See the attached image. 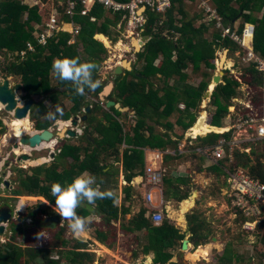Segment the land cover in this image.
I'll use <instances>...</instances> for the list:
<instances>
[{
	"label": "trees",
	"instance_id": "16d2710c",
	"mask_svg": "<svg viewBox=\"0 0 264 264\" xmlns=\"http://www.w3.org/2000/svg\"><path fill=\"white\" fill-rule=\"evenodd\" d=\"M44 1L47 5L40 8L24 0H0V52L4 54L3 60L0 61V72L5 78L13 76L19 79L20 83L15 88L23 92L24 100L34 97L49 100L50 106L46 105L45 101H36L30 112V118L36 121V128L39 130L48 129L57 120L68 121L73 116L86 114L85 109L92 106L87 113L85 129V135H89L90 139L84 136L86 141L82 148L70 144L64 148L62 156L51 165L50 170L46 171L47 185L44 179H42V185L40 179L36 178L31 190H24L29 194L32 192L35 195H43L53 202L55 197L50 192L52 183L66 184L75 176L87 172L99 179L96 187L101 190L108 189L114 193V197L97 199L92 205L107 219V222L103 220L106 224H109L113 218L118 219L116 201L119 195L115 192L118 177L105 172V169L121 161L125 179L131 182L134 177H146L145 148L177 152L180 139L196 121L197 115L194 111L200 106L214 76L217 52L223 50L225 45L229 50V57L237 52L240 54L239 58L234 57L236 61L230 63L225 70L226 75L222 77V82L217 85L215 82L211 83L212 89L216 86L209 102L216 109L208 114L207 123L205 122L206 113L203 116L201 129L204 134L211 133L200 138L201 146L216 145L223 138L232 139V134L225 133V129L222 128L228 109L232 106L233 99L238 96L242 85L249 86L255 93V106H259L262 102L263 95L260 88L263 84L264 72L258 68L255 60H246L247 53L234 36L242 39L246 25L253 24L254 52L259 58L264 59V0H172L171 7L164 12L148 9L144 34L151 39L136 54L137 64L140 63L141 66L137 70L127 71L125 75L118 76L110 96V99L114 101L120 100L123 107L129 106L135 110L137 120L135 125L132 123L131 130L127 128V124L120 121L122 113L119 110L111 108L109 111H104L99 101L95 102L91 99L99 100V93L104 90V85L100 83L102 77L100 67L106 60L108 51L99 40L106 38L102 36L105 35L113 42L118 41L125 28L124 22L121 30H117L121 21L119 14H110L98 6L86 13L84 6L78 5L74 21L81 26V30L74 43H69L72 39L69 33L58 32L50 39L47 46L37 45L36 51L30 53L25 59H21L18 55L14 56L16 60L10 59L9 54L25 48L28 41L36 44L34 33L37 25L49 20L52 8H55L59 2V0ZM201 1L212 3L221 18L222 25H218L217 18L207 17L208 14L201 6ZM191 3H194L192 7ZM59 10L63 12L62 8ZM257 11L263 12L262 18L254 16ZM91 17H95L96 21H91ZM61 18L65 22L72 21L68 15ZM232 25L234 26L232 33L225 34ZM114 31L117 35H114ZM97 34H102L97 36L99 40L95 38ZM246 36L245 43H248L251 33ZM61 57H78L81 61L95 63L97 67L93 77L97 81V87L86 89L81 95L75 91L72 82L59 80L52 72L51 66L54 59ZM157 60H159L158 64H156ZM237 65L242 70L240 77L229 74V71ZM192 77H203V80L200 84H195L190 81ZM66 101H70L72 105L67 107ZM181 103L186 105V109H179ZM55 105H59L62 112L56 119H49L46 112ZM100 112H103L106 123L98 118ZM172 116L176 118L174 123L170 121ZM151 121L167 131H174L175 127H179V132L175 133L178 141H173L167 133H157L156 129L148 123ZM3 133H5V126L0 121V134ZM124 142L127 144L125 149H123ZM176 152L167 154L165 163L184 157L183 154ZM82 154L84 159H81ZM233 156V169L248 167L256 177L264 181V153H258L255 149L252 154L236 150ZM253 156L256 157L257 164L251 166L254 161ZM69 158L74 163L68 162L69 165L62 166V160ZM229 162L228 157L211 170L219 176L223 175L224 168ZM176 179L166 175L163 193L167 199L174 198L181 201L189 197L190 190L183 192L185 189L181 188V184L177 183ZM179 180L181 181V178ZM187 180L188 177H185L181 182L186 183ZM125 189L130 195L131 187L127 186ZM22 193L23 191L19 195ZM25 201L23 200L21 206L24 207ZM85 203L87 202L80 204L76 209L82 217H88L91 213L85 207ZM183 206H193L192 200L186 199ZM26 207L29 216L32 217L52 212L44 204L36 201L28 200ZM147 211L146 207L141 208L131 223H135L137 229L142 231L143 237L139 240V243L143 244L142 251L155 252L154 264H167L175 257V251L183 247L187 231H183L167 217L160 225H155L147 215ZM189 222L194 233L191 241L195 243V247L198 248L201 244L209 242L212 230L205 231L206 221L200 213L189 214ZM92 226L96 227V238L101 242H107L110 237L112 238L111 231L97 228L98 222L91 220L86 228H92ZM22 233L21 226H11L5 233L9 241L0 244V264H35L37 259L40 260L39 264H64L61 251H59L61 257L57 252L59 258H54L53 251L38 246L36 241L35 245H29L30 237H26L24 241L30 247L23 248L16 244L22 243ZM56 238L57 241L53 246L61 243V236ZM86 248V244L77 241L68 256L70 264H85L83 259H93L92 254L83 251ZM243 258L244 256L237 253L231 245L219 257L221 264H235L236 259ZM262 258L258 264H264Z\"/></svg>",
	"mask_w": 264,
	"mask_h": 264
},
{
	"label": "rangeland",
	"instance_id": "374dc122",
	"mask_svg": "<svg viewBox=\"0 0 264 264\" xmlns=\"http://www.w3.org/2000/svg\"><path fill=\"white\" fill-rule=\"evenodd\" d=\"M24 2H32L33 4L38 5L40 8H44L47 5V3L44 0H24ZM193 4L191 3V7L193 6ZM42 5H44V6H42ZM209 5L213 8H215L212 5V3H210V2H209ZM215 10H216V8H215ZM191 12H192V9H191ZM262 15H263L262 11L261 12L257 11V13H255L254 16L258 17V18L259 17L262 18L263 17ZM114 35H117L116 31H114ZM128 35L129 34L126 31V26H125L124 31L120 34L119 38H121V41H119V42H121L122 44H126V45H132V39H129ZM96 39H98V38L96 37ZM250 39H251V37H250ZM101 41L107 45V51H108L107 52L108 55H107V58L105 60L106 62L104 61L100 67V74L102 75L101 82L104 84V87H106L108 84L113 83V59H115L114 54H120L122 52L121 49H124V47H122V46L119 47V45H117V44L116 45L111 44V46L109 47V42L106 38H102ZM249 43H250V41H248V43H246V44L244 43V44L248 45ZM218 52H221V53H218L216 56V70L214 71V74L215 73H217V74H215V75L221 74L220 73L221 68H219V66H220V60H221L222 55H223V50L218 51ZM3 58H4V54L0 52V61L3 60ZM124 58L127 60H133V59L135 60V56H134L133 52L125 54ZM12 60H16V58L15 59L12 58ZM231 62L233 63V61H231ZM158 63H159V60H157L156 64H158ZM232 66H233V64H232ZM134 67L137 68V65L135 64ZM226 68H227V66L224 65L222 70H224ZM240 68L241 67L237 65L236 68H232L231 71H229V74L233 75V76L235 75V76L240 77V75L242 73V70ZM3 75L4 74H1V72H0L1 78H4ZM137 75H139V74H137ZM224 75H226V73ZM10 78L12 80V83L15 84V86H14V88H15L20 83L19 79H16L13 76H10ZM197 80H198V83H197ZM202 80H203V77H192L190 81L192 83H195V84L196 83L200 84V82ZM211 82H213V78L210 81V83ZM221 82H222V78H221ZM210 87L211 86H209V88H208L209 90L211 89ZM240 89L241 88H239V90ZM248 89H250V88H248ZM15 90H16L15 93H16L17 99L19 100V103L22 104L23 92L19 89L17 90L16 88H15ZM249 92H250V95H249ZM240 95L243 96L244 98L240 97L239 99L243 100V101H247V103H249V104L251 101L254 102V100H255V93L251 89L249 91H246V92L240 91ZM110 96L105 98L106 101H108V100L113 101V99H110ZM246 98H247V100H246ZM34 99H35V101H38V102L39 101H45L46 105L50 106L49 100H47L43 97H34ZM91 99L95 102L99 101L100 105L103 107L104 111H109L111 108H114V107H111L110 109H107L106 108V101H101L100 98H99V100H97L96 98H91ZM238 103H241V102H238ZM203 104H205L207 109L209 110L208 114H210L211 112H213L216 109L215 107H213L210 104L208 98H206L205 100L203 98L200 106L196 109V111H194V113H196L197 116L202 114L201 113L202 111H206V110H203V108H202ZM65 105L67 107H70L72 104L70 101H66ZM0 106L2 108H4V106L1 104V102H0ZM239 106L240 105H238V109H239ZM232 110H233V107L230 109V111H232ZM132 111H129V113L132 114L133 113ZM126 112H127V109L124 108V111H122V114H125ZM100 113L98 114V118L101 119L104 123H106V120L103 118V112L101 114ZM2 114L4 115V120H3L4 124L7 126H6L5 134L0 135V167L4 163L3 159L1 160V158L4 156V153L6 151H7V153H9L10 149H12V147L15 143L14 138H12V136L14 137V134L12 131L13 127L16 126V131L18 129V132L20 131V133H23L24 128L20 126L22 123L30 124V122H31L32 127L35 123V121L31 120L29 117V118H25L22 120L16 119L13 123V126H12V123H10V122H11V120H14V118L13 119L10 118L8 116L9 114L6 115V113L4 111ZM229 114H231V113H229ZM3 115H2V117H3ZM129 116L130 115H128V118H129ZM234 116L235 115L229 116V117L232 118ZM133 117L135 118L134 121H136L137 120L136 113L133 115ZM177 117H178V114H177ZM128 118L126 119L125 117H123V119H122V117H121L120 120L123 124H127ZM175 119L176 118L172 116L170 118V121L174 123ZM29 120H30V122H29ZM59 123H61L59 125H64L65 122L59 120ZM148 123L150 124V126H153L156 129L157 133H167V134H169V136L172 133L171 131H167L164 127H163L164 129H162V130L159 129L157 124H155L152 121L148 122ZM9 124H11V125H9ZM80 124H82L81 120H79V125ZM128 127H129V123L127 124V128ZM28 132L32 134V133H35L36 131H34V132L28 131ZM173 134L176 135L175 133H173ZM92 135H94V134H92ZM247 136H250V134L247 131L243 130V131L237 133V136L235 137V139L238 141H242V140L245 141ZM176 137H177V135H176ZM189 138H190V136H189ZM190 139H192V138H190ZM173 141H175V139H173ZM200 141H201V139L196 140V141L192 140L191 144L188 143L186 147L189 148L190 145L200 146L202 144V141L201 142ZM194 146H192V147L194 148ZM245 146H246V142H243V147H245ZM252 147H253V149H255V151L257 150L258 153L264 152V144H262L260 142L253 144ZM25 151L29 152V149L25 148ZM167 151H170V150H167ZM199 154L202 155V153H200V152H199ZM38 156H40V153L38 154ZM6 157L8 158V154ZM11 162H14V160L12 159ZM164 162H165V159H164ZM39 163H41V161ZM174 163H175V161L171 160L169 163H163V166L161 165L162 167H164L167 170L166 175L168 177L173 176V178H174V172H176L177 174L180 172V173H183L182 174L183 177L184 176H190V177L192 176V179H193L195 176L193 174V171L198 172L199 171L198 168L201 167V166L199 167V165L195 163L194 166L192 165L189 169H187L186 167H183L178 171L174 167ZM233 164H234V161H230L229 163H227V166L224 168L225 172H226V170H227V173H228V171L233 170ZM256 164H257L256 163V157L254 156V161L251 163V166L256 165ZM157 166L160 167V163H157ZM14 168H16L15 165H14ZM185 168H186V172H185ZM188 170H189V172H188ZM198 173H200L201 175H198V181H195L194 185H189V184L182 185L181 184V186H182L181 188H183V189L187 188L188 190H190V193L192 194L190 196V199H192V196L194 195L195 191H197L198 195L196 196V200H195L196 205L194 204L193 208H191L189 206V207L183 209V207H184L183 204L185 203V201L180 202L174 198H171L170 202H165V206L163 209L165 217L173 220L178 226L182 227V229L184 231H187V237H189L190 239L194 235V233H193V230L191 229V225L189 222L188 215L190 213H192L193 211L200 212L201 217L206 221L205 231L210 230V229L212 230V236L210 237L209 242L201 244L198 248L195 247V243L193 241L190 242V248L188 250H186V259L183 262L185 264H221L219 257L226 251L227 247L230 245L233 248H235L237 253H240L242 256H244V258L242 260L236 259L235 264H258L261 257H263L262 259L264 261V255H263L264 254V241H263V239H264V209H263L262 214L259 213V211H256V213H254L253 209L252 210L251 209H243L241 206L237 205L238 201L236 200V197L234 196V194H235L234 186H233L234 182L231 180L232 177L227 176L228 174H226L225 177H223V175L219 176L218 173L211 172V171H208V172L204 171V172H198ZM178 175H180V174H178ZM1 182L2 181L0 179V195L2 193L5 194L8 192L6 189L3 190V192L1 191V189H2L1 188ZM119 185H120V183H119ZM163 186H164V184H163ZM187 189L183 190V192L186 191ZM116 191L117 190L115 189V192ZM164 199H161L159 194H157L155 201L156 202L157 201L162 202L163 200L164 201L167 200V198L165 196H164ZM27 200H31V199H27ZM81 204H83V202H81ZM44 205H46V203ZM182 209L184 211H182ZM254 215H258V217L254 216ZM88 217H91V220L94 219L92 214L89 215ZM181 217L185 221L182 220L183 221L182 222L180 220ZM99 218L100 219H97V220H99L97 228L101 227L102 230L111 231L112 236H113V223L112 224H105L104 221L102 220V219H104V217L102 216ZM250 220H253L252 226L248 225V222ZM17 224H18L17 222H14V224H11V225L17 226ZM68 224H69V222L65 223V225L61 228V231H62L61 238L62 239L60 241L61 243H59L58 246H53V244L57 241L56 240L57 235L54 234V232H51V234L49 236H47L43 239H40L39 242H36L38 244V246L41 245L40 247H43L45 249L53 251L54 252L53 253L54 258H59L56 253L58 252V254H59V251H61L63 253L62 254V260H63L64 264H70L68 256L70 255V252H71L70 250L72 249L73 244H75V242H77V241L85 240L87 237H85L84 234L86 231H88V229H85L83 234H81L80 236H76L72 233L71 229L68 227ZM94 230H95V227L92 230H89L88 232L93 236ZM24 241H25V238L23 239V241L21 243L22 245H23ZM62 242L67 243V244H63ZM90 243L91 244L88 245L86 250H83V251H85L89 254H92L93 259H90V258L83 259V262H85V264H146V262L148 260H150L149 264H152V261L155 259L153 257V255L150 256L151 258H149L148 256H142L143 255L142 253H140L141 256H139V258H138L140 260L138 263L136 262L137 260H132L130 258H127V256H129L130 254H129V251H127V249H126V247H127L126 242L125 243L123 242L122 246H120L121 244L113 245L110 248L107 246L109 249H107L105 247V245H103L102 247L95 245V244L93 245L92 240H90ZM28 244L29 245H35L34 241H32V240H30V242ZM26 247H30V246L27 245ZM181 252H182V247L181 248L179 247L175 251V257L173 259H171L167 264H178L179 262H182ZM60 257H61V255H60Z\"/></svg>",
	"mask_w": 264,
	"mask_h": 264
},
{
	"label": "built area",
	"instance_id": "2783aa9c",
	"mask_svg": "<svg viewBox=\"0 0 264 264\" xmlns=\"http://www.w3.org/2000/svg\"><path fill=\"white\" fill-rule=\"evenodd\" d=\"M78 5H83L86 13L92 11L95 6H98L110 14H119L121 16L119 28H121L122 24L125 22L126 31L129 34L128 38L131 39V37L136 36L141 39L145 25L147 24L146 13L148 9L157 12H164L167 8L171 7L172 0H59L58 5L52 9L49 20L46 21V23L43 22L37 25V30L34 33L36 44L33 43V41H28L25 48L16 51L14 54L10 53V58H14L15 55H18L21 59H25L30 53L36 51L37 45L47 46L50 39L55 37L58 32L69 33L72 36L69 43H74L81 30V26L77 25L74 21ZM201 6L205 9L210 18H217L220 25L221 18L218 16L217 11L211 7L207 1H202ZM59 8H62L63 12H61ZM65 15H68L72 21H63L61 16ZM91 21H96V18L91 17ZM68 26H71L72 28L69 30L67 29ZM248 31V29H245L244 35L247 34ZM228 32L229 30H226L225 34ZM234 39L240 42V39L237 36H234ZM246 60H256L258 68L264 72V60L255 57L252 51L248 52ZM247 108L249 110H244L241 114L237 115L230 121L231 126L228 130L235 131L233 139L228 140L227 138H223L217 145L212 146L201 148H197L196 146V148L194 147V151L196 153L200 152L211 158L217 165L221 160L228 157L230 161H234L233 153L236 150L251 153L252 148L243 147V142H246V144L264 142V102L259 104V106H255L253 101H251ZM243 130L247 131L250 136H247L245 141L236 140L235 137L237 136V133ZM190 138L196 139V137L192 135ZM189 140L188 143L191 144L192 139ZM192 146L194 145H190L189 148L191 149ZM177 152L178 154H185L186 147L179 146ZM162 155L163 153L161 152L153 153L152 160L154 163L160 160ZM154 163H150L146 166L145 170L147 182L152 188L160 186L167 171L164 167H157ZM227 174L228 177H232L231 180L234 182V196L238 201L237 205L241 206L243 209H253L254 213L259 211V213L262 214L264 209V181L260 177H256L251 170L244 168L233 169L228 171ZM146 199L147 201L152 202L153 194L151 191L148 192ZM151 206V219L154 223L160 224L164 219L163 209L158 208L159 206ZM254 216L258 217V215ZM252 222L253 220H250L248 225L252 226ZM8 241L9 239L5 235H0V244H5Z\"/></svg>",
	"mask_w": 264,
	"mask_h": 264
},
{
	"label": "crops",
	"instance_id": "0c3cea01",
	"mask_svg": "<svg viewBox=\"0 0 264 264\" xmlns=\"http://www.w3.org/2000/svg\"><path fill=\"white\" fill-rule=\"evenodd\" d=\"M208 19V18H207ZM121 22V21H120ZM76 23V22H75ZM78 25V24H77ZM119 25H120V23L118 24V26H117V29L118 30H121V28H122V26H123V24H122V26H121V28H119ZM72 27L71 26H68L67 27V29H71ZM123 31H124V29H123ZM122 33V32H121ZM98 35H102V34H97L96 36H95V38L98 36ZM102 36H104V37H106V39L108 40V42H109V47L111 46V44H113V45H119V47L120 46H122V47H124V49H121V53L120 54H114V57H115V59H113V85H114V87H115V82H116V80H117V78H118V76H120V75H125V72H127L128 70H123V73L122 74H120V75H116V73H115V71H116V69H117V67H119V66H122V62H123V60L125 59L124 58V56H125V54H128V53H130V52H133V54H134V56H135V60L133 59V60H131L132 61V65H131V67H132V70L131 71H128V72H132V71H134V70H137L140 66H141V64L139 63V64H137V57H136V54H135V51L132 49V45H126V44H122L121 42H119V41H121V38H119L118 39V41L117 42H113L112 41V39L111 38H109V37H107V36H105V35H102ZM144 36H147V35H144ZM142 39V38H141ZM97 40H99V39H97ZM100 42H102L101 40H99ZM150 41V40H149ZM148 42V41H147ZM146 42V43H147ZM103 43V42H102ZM145 43V44H146ZM104 44V46L107 48V45L105 44V43H103ZM144 44V45H145ZM144 45H143V47H144ZM142 47V48H143ZM142 48H141V50H142ZM140 50V51H141ZM225 51V48L223 49V52ZM227 51H228V54H227V60H226V66L227 67H229V64H230V62L231 61H233V63L236 61L235 59H234V57H236V58H239L238 57V52L234 55V56H232V57H229V50L227 49ZM218 53H221V52H217V54ZM223 56V55H222ZM230 60V61H229ZM106 62V61H105ZM232 63V62H231ZM137 65V68L135 69V67H134V65ZM215 74H217V73H215ZM214 74V75H215ZM102 76V75H101ZM101 80H102V77H101V79H100V83L101 84H103L102 82H101ZM214 82V81H213ZM197 83H198V80H197ZM212 83V82H211ZM210 83V85H211V89H212V85L213 84H211ZM104 85V84H103ZM209 85V86H210ZM216 86V85H215ZM215 86H214V88H215ZM114 87H113V91H114ZM105 88V87H104ZM209 88V87H208ZM214 88L212 89V91L210 90V92H211V95H210V97L212 96V93H213V91H214ZM241 89L239 90V93H238V96L235 98V99H233V102H232V106H230L229 107V112H228V115H227V118H226V120H225V122L226 123H229L232 119H234L235 118V116L234 117H229V116H233V115H235V113H238V112H240V111H243V110H245V108L249 105V103H247V101H243V100H240L239 98L240 97H243V96H241L240 95V91H243V92H246V91H249L250 89H248L249 87H247L246 85H242L241 87H240ZM263 86H261V91H262V95H263V99H264V90H263ZM207 90H209V89H207ZM113 91H112V93H113ZM207 92V91H206ZM111 93V94H112ZM110 94V95H111ZM109 95V96H110ZM249 95H250V92H249ZM210 97L208 98L209 100H210ZM203 98H204V96H203ZM244 98V97H243ZM203 100V99H202ZM204 100H205V98H204ZM246 100H247V98H246ZM114 101V100H113ZM118 101H120V100H118ZM118 101H115V102H118ZM251 101V100H250ZM264 101V100H263ZM238 102H241V103H238ZM207 104V103H206ZM237 104V105H236ZM121 105H122V102H121ZM238 105H240L239 106V109H238ZM233 107V110L232 111H230V109ZM124 108H126L127 109V112L125 113V114H122V119H123V117H125L126 119L128 118V115H130L129 116V118H128V120H127V122L129 123V127H128V129L129 130H131V128H132V126H133V124L135 125V123H136V121H134L135 120V118L133 117V115L135 114V111L131 108V107H129V106H126V107H124ZM202 108H203V110H206V111H202L201 113L202 114H200L199 116H197L196 117V121H195V123H194V125H193V127H191L186 133H185V135L180 139V141H179V143H178V147L179 146H184V147H186L187 146V144H188V142L190 141L189 139V136H194V137H196V139L195 138H192V140H194V141H196V140H200L199 138H204L207 134H208V132L207 133H205L204 134V131H203V129H201L202 127H203V125H202V122H203V116L205 115V113H206V119H205V122L207 123V116H208V109H207V107H206V105L205 104H203L202 105ZM130 109V110H129ZM133 111H132V110ZM180 109V108H179ZM129 111H132L133 113L131 114V113H129ZM121 113H122V111H120ZM229 113H231V114H229ZM197 115V114H196ZM120 117V118H121ZM71 119H74L73 117L71 118ZM62 121V120H61ZM121 121V120H120ZM131 121V122H130ZM127 123V124H128ZM133 123V124H132ZM158 126V125H157ZM159 127V129H164L163 127H161V126H158ZM157 128V127H156ZM80 130V129H79ZM178 130H180V128L179 127H175V130L174 131H171L172 133V135L170 134V137L171 138H173V139H175V141H178V139L176 138V135H174L173 133H176V132H179ZM81 131V130H80ZM191 132V133H190ZM178 137V136H177ZM201 142V141H200ZM197 146V145H196ZM196 146H194L195 148H196ZM127 147V144L124 142V144H123V149H125ZM201 147H203V146H197V148H201ZM144 152H145V161H146V166H148L150 163L151 164H153L154 163V161L152 160V158H153V153H155V152H160V150L159 149H150L149 147L148 148H145L144 149ZM170 152H172V150H170L169 152H166V154H163L162 155V158L160 159V160H158V161H156L155 163H154V165L156 164V166H157V163H160V166L162 165L163 166V163H165L164 162V159H165V156L167 155V154H170ZM184 155V157L182 158V159H180V160H176L175 161V163H174V167L176 168V170H180L181 168H183V167H186L187 169H189L192 165L194 166V164L196 163V164H198L199 165V167L200 168H198L199 169V171L198 172H208V171H211V172H214V171H212L211 170V168L212 167H215L217 164L215 163V161L214 160H212L211 158H209V157H207V156H205V155H201V154H199V153H196L195 151H194V149H193V147H191V149L190 148H188V147H186V153L185 154H183ZM68 162H70V163H74V161L72 160V159H69V161ZM69 165V164H68ZM62 166H67L66 165V161H62ZM158 167V166H157ZM178 167V168H177ZM186 168H185V172H186ZM105 172H108V173H110V174H112V175H115V177H118V183H117V193H118V195H119V197H118V199H117V201H116V205H117V207H118V214H119V218L118 219H116V218H113V220L109 223V224H112L113 223V236H112V238L110 237V239L107 241V242H105V241H102L101 242V240H99V239H97L96 238V230H94V237L88 232L89 230H92L95 226H92V228H86V229H88V231H86L85 232V234L87 235L86 237V239L85 240H82L81 242H83L84 244H86L87 245V247H88V245H90L91 243H90V240H92V244L94 245H98V246H103V245H105V247L108 249V247L110 248V247H112L113 245H116V244H121L120 246H122V243L124 242H126V245H127V247H126V249H127V251H129V256H127V258H130V259H132V260H137L136 262L138 263L140 260L138 259L139 258V256H141V254L140 253H142L143 255L142 256H148L149 258H151L150 256H152L153 255V257L155 258L156 257V254H155V252H153V251H150V252H148V253H145L144 251H142L143 250V244L142 243H139V240H141V238L140 237H143L142 236V231L140 232V230L139 229H137V227H136V225H135V223H131L132 222V219L134 218V216L136 215V214H138V212L141 210V208H145L146 207V200H145V196L148 194V192L150 191V189H149V184H148V182H147V179H146V177H134L133 179H132V181L131 182H128L126 179H125V174H124V171H123V163L120 161V162H115V163H113V166L112 167H109V168H107V169H105ZM188 172H189V170H188ZM197 171H193V174L195 175L194 176V178L192 179V176L190 177V176H184L183 177V173H178V174H180V175H178L176 172H174V179H176L175 181L177 182V183H179V184H182V185H186V184H189V185H194V182L195 181H198V175H201L200 173H198ZM178 175V176H177ZM225 175L226 174H223V177H225ZM222 176V175H221ZM171 177H173V176H171ZM185 177H188V180H187V182L186 183H183V182H181L182 181V178H185ZM179 178H181V181L179 180ZM97 183L99 182V179L97 178ZM119 183H120V185H119ZM127 186H130L131 187V189H130V195H128V193H127V191H126V187ZM161 189H162V191L159 189V188H154L153 189V191H155L154 192V204H156V205H158L161 209H164V206H165V202H170V200L171 199H167L166 201H164L163 203L162 202H156L155 200H156V197H157V194H159V196H160V198L161 199H164V193H163V188L161 187ZM184 189H187V188H184ZM120 190V191H119ZM188 190V189H187ZM21 193V192H20ZM192 194L190 193V195H189V197L188 198H185L184 200H181V201H185L186 199H190V196H191ZM198 194H197V191H195V193H194V195L192 196V198H194V201L196 200V196H197ZM195 196V197H194ZM12 197V196H11ZM23 199H31V200H33V197H31V195L29 196V194L27 193V192H25V191H23V193L22 194H20V200L18 201V204L16 205V209H15V212L17 213V214H21V212L23 211V206H21L22 205V203L21 202H23ZM7 200V199H6ZM11 200V199H10ZM13 200V199H12ZM165 200V199H164ZM192 200V199H191ZM28 200H26L25 201V203H24V206L26 205V202H27ZM180 201V202H181ZM85 201H83V203H84ZM85 204H87V203H85ZM0 205H2V202L0 201ZM196 205V204H195ZM93 206V205H92ZM95 207V206H94ZM191 208H193L194 206H190ZM96 208V207H95ZM185 208H187V207H183V209H185ZM182 209V211H184ZM164 211V210H163ZM91 213H90V215L92 214L93 215V217H94V219H93V221H96V222H98L99 220H97V219H100L99 217H102L103 216V214L102 213H98V211H97V209H95V211H90ZM126 212V213H125ZM189 212V211H188ZM194 212H197V213H200V212H198V211H193L192 213H194ZM191 214V213H190ZM188 218H189V215H188ZM102 219V218H101ZM102 220H106V222H107V219H102ZM181 221L183 220V221H185L184 219H182V217H181V219H180ZM182 221V222H183ZM69 222V221H68ZM105 223V222H104ZM106 224V223H105ZM178 226V225H177ZM180 227V226H179ZM180 228H182V227H180ZM95 229H96V227H95ZM183 230V229H182ZM184 231V230H183ZM90 235H89V234ZM22 238V240L25 238L26 239V237H28V236H26V237H23V236H21ZM20 239V240H21ZM31 239V238H30ZM19 240V241H20ZM113 241V242H112ZM76 243V242H75ZM108 246V247H107ZM86 250V249H85ZM150 263V260H148L147 262H146V264H149ZM154 263V261H152V264Z\"/></svg>",
	"mask_w": 264,
	"mask_h": 264
},
{
	"label": "flooded vegetation",
	"instance_id": "af4514ba",
	"mask_svg": "<svg viewBox=\"0 0 264 264\" xmlns=\"http://www.w3.org/2000/svg\"><path fill=\"white\" fill-rule=\"evenodd\" d=\"M9 79H10L11 84H14V83H12L10 76H9ZM14 90H15V88H14ZM3 111L6 113V115L9 114L8 116L10 118H12V119L14 118V114L7 112L5 110V107L3 108ZM3 111H0V121H2V123L4 124V121H3L4 115L2 114ZM2 115H3V117H2ZM84 115H86V114L85 113L79 114L77 116H73V118L79 117L81 120V118ZM29 117H30V114H29ZM71 120L72 119H70L68 121H64L65 122L64 125H59V120H57L48 129H45V130L52 131V133L55 135L54 138L51 141H46L41 146L34 147V148L33 147L30 148L28 146L21 145L20 144V137L23 134H21L20 131L18 132V129L16 131V126L13 127L12 131H13L14 137L12 136V138H14L15 143H14L12 149H10L9 153H7V151H6L4 153V156L1 158V160L3 159L4 163L0 167V179L2 182L8 181V183H9L8 186L4 185V183H3L4 190L6 188V190L8 192L5 194L2 193L0 195V201L1 202L4 199H7L9 204H12L13 201H19L20 200L19 193L24 191V190L30 191L32 188V183L35 181L36 178L40 179L42 185H43L42 179H44L46 182V185H47L48 180H46V179H48V176H47L46 171L50 170L51 165L54 162H56L59 157L62 156L64 148L68 147L69 144L70 145H76V146L81 147V148L84 147L85 141H86L84 136H86L88 139H90L89 135H85V129H86L85 124L87 123L88 118L86 121H82V124L78 125L77 128L73 127L72 123L70 122ZM12 121L13 120H11L10 123H12ZM29 122H30V120H29ZM4 126H5V131H6L7 125L4 124ZM65 127H68V129L77 130L78 135L76 137L70 138L69 135L67 134V132H65L64 138L58 137V134L60 132H62L65 129ZM32 128L36 132L43 131V130H39L36 128V121H35ZM4 134L5 133L0 134V135H4ZM16 146H17V148H16ZM21 147L28 148L29 152L28 153L23 152V153L17 155L16 150L20 149ZM39 153H40V156H38ZM7 154H8V158L6 157ZM23 156H27L28 159L23 160L22 159ZM12 159L14 160V162H11ZM69 159H71V158H69ZM69 159H67V160L64 159L62 161H66V165H68ZM81 159H84L83 154L81 156ZM40 161H41V163H39ZM27 163H31V164H35V165L34 166H32L31 164L26 165ZM14 165L16 166V168H14ZM2 182H1V184H2ZM30 195H31V197H33V200H30V201H36V202L42 203V204L46 203L45 206L48 207L50 210H52V212L50 214L49 213L48 214H38V215H35V217H32V216H29L28 209L25 205L23 207V211L21 212V214L13 215L14 220L12 221V224H14V222H17L18 223L17 226H21V228L23 229L22 236L23 237L28 236L34 242L35 241L39 242L40 239H43V238L49 236L51 234V232H54V234H56L57 236H61L62 235L61 228L65 225V223H68V221L64 220V218L55 210V207H54L55 206V200L53 202H51L45 196L35 195L32 192L29 194V196ZM23 200H27V199H23ZM15 209H16V207H15ZM50 218H56L58 220V223L55 222V223L51 224L49 221V224L52 226H48L47 221ZM38 220H39V224H42L44 227L42 226V227L38 228L35 226V222ZM40 234H42V235H40ZM16 244H18L19 246H21L23 248H25L27 246L25 243H23V245H22L21 242L20 243L17 242ZM39 262H40V260L37 259L35 264H39Z\"/></svg>",
	"mask_w": 264,
	"mask_h": 264
},
{
	"label": "clouds",
	"instance_id": "9594fccd",
	"mask_svg": "<svg viewBox=\"0 0 264 264\" xmlns=\"http://www.w3.org/2000/svg\"><path fill=\"white\" fill-rule=\"evenodd\" d=\"M207 2L209 4V1H207ZM207 17L210 19L209 15ZM218 25H219V22H218ZM220 25H222L221 20H220ZM233 28H234V26H233ZM233 28L231 27L228 29L229 30L228 34L232 33ZM245 29L249 30L247 34L251 33V39L249 40L250 43L248 45H245L246 44L245 38L247 37L246 36L247 34L244 35V33H243V37H242V39H240V43H241L243 49L245 50L244 52L248 54L249 51H252L254 53L255 57L259 58L256 55V53L254 52V47H253L254 25L253 24H247ZM144 35L145 34L143 31L142 36H144ZM142 36H141V38H142ZM133 37H136V36H133ZM150 39H151V37H150ZM139 40L141 41V39H139ZM225 50H226V48H225ZM239 54H240V52H238V55ZM255 62H257V61L255 60ZM96 67L97 66L95 63L90 62V61H81L78 57H61V58H56L53 60L51 69H52V72L55 74V76L59 80L72 82V85H73L75 91L77 93L83 95L85 93L86 89H95L97 87V81L93 77V72L96 69ZM226 69L223 70L224 74H225ZM262 86L264 87V82H263ZM247 87H249V86H247ZM263 100L264 99L262 98L261 101L264 102ZM179 108L181 110H184V109H186V105L184 103H181V104H179ZM245 110H249V109L246 107ZM243 111L235 113V117L237 115L241 114ZM61 112H62L61 107L59 105H55L54 108H49V110L46 112V115L48 116L49 119L54 120V119H56L57 115ZM226 118H225V120H226ZM230 126H231V122L226 123L224 121V127L222 129H225V131H224L225 133H231L232 139H233L235 131L234 130L229 131L228 128ZM216 131H217V128H216ZM212 132H214V131H212ZM208 133H211V132H208ZM253 144H255V143H247L245 146L247 148H252V151L249 154H252V152L254 150L252 147ZM262 144H264V142ZM160 152L163 154H166L167 151H165V152L160 151ZM173 152H175V151L170 152V154H175ZM246 153H248V152H246ZM253 159H254V156H253ZM240 168L251 170L248 167H240ZM235 169H237V168H235ZM166 174H167V171H166ZM225 174H227V173L225 172ZM165 177H166V175H165ZM96 183H97V177L96 176L89 175L87 172H84V173H81L80 175L75 176L71 180V182H68L66 184H62L60 182H54L51 184L50 192H51V195L53 197H55V206H54L55 210L64 218V220L69 221L68 227L71 229L72 233L76 236H80L81 234H83L85 229H86V226L91 222V217H82L77 213L76 209L81 204V202L86 201L88 204L92 205L96 202L97 199L114 197V193L111 190H108V189L101 190L100 188L95 186ZM163 184H164V179H163V181L159 187H154V188L161 189V187L163 188ZM149 186H150L149 189L153 194V200H152V202L147 201V199H146L147 195L145 196V200H146V207L148 209L147 215L151 219V212H152V206L151 205H155V206H158V205L154 204V198H155L154 197L155 191H153L154 188H152L151 185H149ZM1 187L3 188V182L1 184ZM161 191H162V189H161ZM163 202H164V200L162 201V203ZM163 213H164V211H163ZM15 214H17V213L15 212ZM164 218H165V214H164ZM151 221H152V219H151ZM163 221H164V219H163ZM154 224L160 225V224H156V223H154ZM40 235H42V234H40Z\"/></svg>",
	"mask_w": 264,
	"mask_h": 264
},
{
	"label": "water",
	"instance_id": "95a60500",
	"mask_svg": "<svg viewBox=\"0 0 264 264\" xmlns=\"http://www.w3.org/2000/svg\"><path fill=\"white\" fill-rule=\"evenodd\" d=\"M231 27L233 28V25ZM131 39H132V48L135 51V53H138V52H140L143 45L147 41L150 40V37L149 36H142L141 41L137 37H132ZM137 41L140 42V48H138L135 45V42H137ZM225 48H226V45H225ZM227 54H228V51L226 48V50L223 52V56L220 60L219 68H221V72H220L221 74L215 75L213 77V81L215 82L216 85L221 83V78L224 76V72L222 69H223L225 62L227 60ZM125 64H127V66ZM131 65H132L131 60L124 59L122 62V66L117 67V69L115 71L116 75L122 74L123 70L131 71L132 70ZM138 76H140V74ZM14 86H15V84H11L9 77L8 78H1L0 77V102L5 107V110L7 112L14 114L15 119L22 120L25 118H29V114H30L33 106L35 105L36 101L34 98H29L27 100H23L22 104H20L19 100L17 99L16 93L14 90ZM113 87H114L113 83H110L104 88V90L101 93H99V98L101 101H106L105 98L111 94ZM210 95H211V92L208 90L205 93L204 98L205 99L209 98ZM121 106H122L121 101H118V102H115L112 100L106 101V108L107 109L114 107L115 109H118L119 111H124V107L123 106L121 107ZM90 110H91V107H87L85 109L86 115H84L81 118V121L87 120V118H88L87 113H89ZM79 120H80L79 117H75L74 119L71 120L73 127H75V128L78 127ZM65 132H67V134L69 135L70 138L76 137L78 135L77 130L68 129V127H65V129L58 134V137L64 138ZM54 136L55 135L52 133V131L43 130V131H39V132H37L31 136L30 135L23 136V138L20 140V144L23 146H28L30 148L31 147L34 148V147L41 146L46 141H51L54 138ZM16 148H17V146H16ZM22 159L27 160L28 157L23 156ZM3 183L6 186L9 185L8 181H4ZM3 190L4 189L2 188L1 191L3 192ZM17 204H18V201H13L12 204H9L8 200H6V199H4L2 201V205H0V235H5V233L7 231H9V228L11 227L12 221L14 220L13 215H15V207ZM85 207L89 211H95V208L91 204L87 203V204H85ZM49 221L51 224L55 223V222L58 223V220L56 218H50L47 221L48 226H52L49 224ZM35 226L40 228L43 225L39 224V220H38L35 222ZM190 242H191V239L189 237L185 238L184 243H183V247H182V252H181L182 262H179L178 264H185L183 261L186 259V250H188L190 248V246H189Z\"/></svg>",
	"mask_w": 264,
	"mask_h": 264
},
{
	"label": "bare ground",
	"instance_id": "6f19581e",
	"mask_svg": "<svg viewBox=\"0 0 264 264\" xmlns=\"http://www.w3.org/2000/svg\"><path fill=\"white\" fill-rule=\"evenodd\" d=\"M135 45L138 47V48H140V42H135ZM225 64H226V62H225ZM126 66H127V64H125ZM0 111H3V108L0 106ZM16 119H14L13 121H12V126H13V123H14V121H15ZM59 124H61V123H59ZM9 125H11V124H9ZM11 126V127H12ZM21 127H23L24 129V132L23 133H21V134H23L21 137H20V140L23 138V136H25V135H34L35 133H37V132H35V133H29L28 131H33L34 132V129L32 128V124L30 123V124H28V123H22L21 125H20ZM28 130V131H27ZM16 154L18 155V154H21V153H23V152H26L25 151V147H21L20 149H18V150H16ZM26 153H28V152H26ZM25 163V162H24ZM29 164H31V163H27V165H29ZM32 166H34L35 164H31ZM195 204V201H194V198H192V205H194ZM84 236L86 237L87 235L86 234H84ZM190 246V245H189ZM102 247V246H101ZM105 249V248H104ZM109 249V248H108ZM106 250V249H105Z\"/></svg>",
	"mask_w": 264,
	"mask_h": 264
}]
</instances>
